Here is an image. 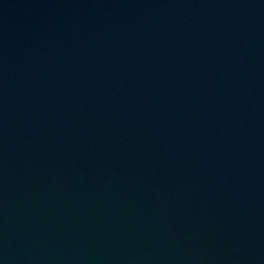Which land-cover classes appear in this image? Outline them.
Instances as JSON below:
<instances>
[{"label": "water", "instance_id": "water-1", "mask_svg": "<svg viewBox=\"0 0 264 264\" xmlns=\"http://www.w3.org/2000/svg\"><path fill=\"white\" fill-rule=\"evenodd\" d=\"M0 264H264V0H0Z\"/></svg>", "mask_w": 264, "mask_h": 264}]
</instances>
